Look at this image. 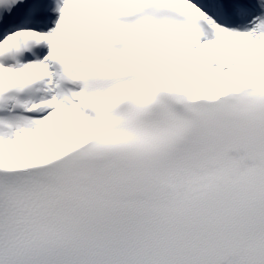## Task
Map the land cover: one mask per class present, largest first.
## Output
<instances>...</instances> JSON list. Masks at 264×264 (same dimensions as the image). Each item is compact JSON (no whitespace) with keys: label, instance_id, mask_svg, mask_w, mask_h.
Returning a JSON list of instances; mask_svg holds the SVG:
<instances>
[{"label":"snow or ice","instance_id":"snow-or-ice-1","mask_svg":"<svg viewBox=\"0 0 264 264\" xmlns=\"http://www.w3.org/2000/svg\"><path fill=\"white\" fill-rule=\"evenodd\" d=\"M0 264H264V0H0Z\"/></svg>","mask_w":264,"mask_h":264}]
</instances>
